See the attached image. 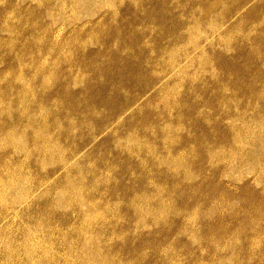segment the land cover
<instances>
[{
	"label": "rangeland",
	"instance_id": "374dc122",
	"mask_svg": "<svg viewBox=\"0 0 264 264\" xmlns=\"http://www.w3.org/2000/svg\"><path fill=\"white\" fill-rule=\"evenodd\" d=\"M88 261L264 264V0H0V264Z\"/></svg>",
	"mask_w": 264,
	"mask_h": 264
},
{
	"label": "bare ground",
	"instance_id": "6f19581e",
	"mask_svg": "<svg viewBox=\"0 0 264 264\" xmlns=\"http://www.w3.org/2000/svg\"><path fill=\"white\" fill-rule=\"evenodd\" d=\"M256 121V120H255ZM260 121V120H259ZM248 122V121H247ZM254 122V121H253ZM260 123V122H259ZM249 125V124H248ZM252 154V153H251ZM258 159V158H257ZM88 263H89V261H88ZM90 264V263H89Z\"/></svg>",
	"mask_w": 264,
	"mask_h": 264
}]
</instances>
